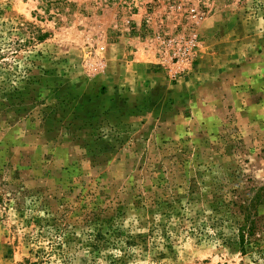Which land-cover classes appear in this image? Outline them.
Masks as SVG:
<instances>
[{
    "label": "rangeland",
    "instance_id": "1",
    "mask_svg": "<svg viewBox=\"0 0 264 264\" xmlns=\"http://www.w3.org/2000/svg\"><path fill=\"white\" fill-rule=\"evenodd\" d=\"M68 1L0 0V264H264V0ZM214 23L253 62L196 86Z\"/></svg>",
    "mask_w": 264,
    "mask_h": 264
},
{
    "label": "crops",
    "instance_id": "2",
    "mask_svg": "<svg viewBox=\"0 0 264 264\" xmlns=\"http://www.w3.org/2000/svg\"><path fill=\"white\" fill-rule=\"evenodd\" d=\"M221 28V36L215 38L212 33L214 30ZM225 28V29H224ZM220 30V29H219ZM247 29H234L233 27H226L225 25L213 24L212 29L209 31L208 36H213L208 38L204 43V52L201 53L199 64L194 72V74L189 78L193 84L201 85L203 82L208 81L207 84L215 85L216 83L221 82V80L235 82L239 79V74L243 73L246 70L245 65L236 64L235 66L227 65V61L231 59L232 62H245L251 64L253 60H250V57H243L244 54H247L246 50L253 48L254 43L253 37ZM241 45L240 48L237 46ZM259 44H256L258 46ZM242 48V54L235 53L232 55V51L238 52ZM226 49L227 53L222 50ZM261 59L264 58V49L263 52L257 54ZM257 56L254 57V60H257ZM240 57V58H239ZM222 62V64H220ZM253 65V63H252ZM258 69V68H257ZM257 69L254 70L255 76H259ZM237 75L236 78L234 75ZM218 79H221L220 81ZM241 79V78H240ZM243 79V78H242ZM188 81V80H185ZM244 82V81H241Z\"/></svg>",
    "mask_w": 264,
    "mask_h": 264
},
{
    "label": "trees",
    "instance_id": "3",
    "mask_svg": "<svg viewBox=\"0 0 264 264\" xmlns=\"http://www.w3.org/2000/svg\"><path fill=\"white\" fill-rule=\"evenodd\" d=\"M44 5H46V8H57L59 9L66 3H68V0H41ZM44 34L41 33L38 35V38H43ZM140 201L142 203L146 202L149 198L146 196L139 195ZM162 198L157 195V198L154 199V203L160 202ZM222 203H225V201H222ZM261 203H264V188L261 187L259 191L253 196L249 198H245L241 203L239 204L240 212L243 214L242 222L239 223L237 228V238L238 243L240 247L245 250V247L247 244L252 245H258L259 238L257 237V229H258V222H257V214L255 211H253V206L259 205ZM234 205H237V203L233 202ZM222 232H220V235ZM134 239V238H133ZM135 243V240H133ZM259 247H262L261 243L259 244ZM18 264H41L40 260H32L30 258H27L26 260L19 262Z\"/></svg>",
    "mask_w": 264,
    "mask_h": 264
},
{
    "label": "built area",
    "instance_id": "4",
    "mask_svg": "<svg viewBox=\"0 0 264 264\" xmlns=\"http://www.w3.org/2000/svg\"><path fill=\"white\" fill-rule=\"evenodd\" d=\"M180 42V41H179ZM179 46H183L182 51L175 53V57L178 58V61H188L194 63V60L197 58V55L200 53L203 48V42L198 38L196 34H191L189 38L182 44L179 43ZM174 76H177L176 73Z\"/></svg>",
    "mask_w": 264,
    "mask_h": 264
}]
</instances>
